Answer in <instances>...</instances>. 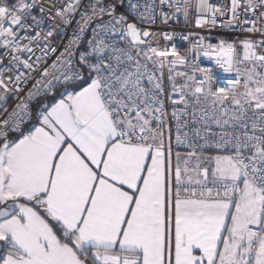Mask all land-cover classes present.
Segmentation results:
<instances>
[{
	"label": "snow or ice",
	"instance_id": "obj_1",
	"mask_svg": "<svg viewBox=\"0 0 264 264\" xmlns=\"http://www.w3.org/2000/svg\"><path fill=\"white\" fill-rule=\"evenodd\" d=\"M193 11L197 28L227 16L250 36L160 48L174 34L151 26ZM165 67L175 142L190 149L174 176ZM262 69L264 0H0V264H264Z\"/></svg>",
	"mask_w": 264,
	"mask_h": 264
},
{
	"label": "built area",
	"instance_id": "obj_2",
	"mask_svg": "<svg viewBox=\"0 0 264 264\" xmlns=\"http://www.w3.org/2000/svg\"><path fill=\"white\" fill-rule=\"evenodd\" d=\"M56 2L60 3L61 0H56ZM211 2L219 4V3H224L225 0H211ZM227 3L230 6V0H227ZM33 11H34V13H36L37 10L34 9ZM119 11H124V8L121 7L119 9ZM165 11H171V10L165 8ZM195 15L196 14L193 11L192 15L189 17V22H188L187 25L185 24L184 18L181 15V16L178 17L177 20L170 21L168 25H164V24H159L158 23L157 25L151 26V31L161 32V33L162 32H169V33H173L174 34L173 35V39L170 40V41H165L163 39L162 35L159 36L158 37L159 47L160 48H164L165 46L171 47L172 45H175L177 47V49L179 50V52L181 54H183L185 52V50L189 47V42L180 39V35H176V34L188 35V34L195 33V34H198V36H204L206 38L210 37L211 38L210 40L209 39L205 40L206 44L209 43V42H211L213 44L218 43L219 42L218 38L226 39L229 42H231L233 40H236L238 42L239 40H242V39L250 36V34L244 33L242 31H240L238 28L235 29V30H229V29L224 28L223 27V21L228 18L227 16H225V17H219L218 16L217 17V22H218L217 26L212 28L211 30H209V28H207V27L197 28L196 25H195ZM78 18H79V15L77 13V15L75 16V18L72 20L71 24L67 28H63V26H62L61 28L57 29L56 34L54 35V38H53V41H52L54 45L61 46L63 43L67 42L68 36L71 35V32H72L73 28H75V19H78ZM49 23H51V22L50 21H46L44 27L47 28ZM248 26H250V25H244V27H248ZM140 27L147 28L148 26L147 25H140ZM90 34L91 33H90V30H89V32L86 35L90 36ZM198 36H197V38H198ZM255 38L259 39V35L257 34L255 36ZM237 48L242 53V47L239 45V43H237ZM150 55H152V54L150 53ZM153 58L154 59H168V60L174 59V57L171 56V55H169L168 57H163V56L155 57L154 56ZM4 63H7V59H5ZM200 65L202 67H212L214 69V74L217 77H220V78H229V77L230 78H235V73L225 74L220 69L216 68L215 65H213L209 60H206L203 57H201ZM175 71H184V72L191 73V68H186V67L178 65L176 67ZM261 71H264V69H262ZM163 73H164V88H165L164 99H165L166 109L169 112L168 125L164 129L165 144L167 145L169 143V139H170L171 143H172V149H173L172 153L177 152V151L183 152V153H187L188 151H190V149L185 148L183 146H177L176 142H175V137H176L175 122L172 120L171 115H170L172 106H171L170 102L167 100V95L170 92V85H169V82L167 80V76H168L167 67L164 68ZM176 82L178 84L183 83V79L180 78V77H177L176 78ZM16 102L17 101H16V98L14 96H9L8 99H7V102H6V104L4 106L6 108H8V110L10 111L15 106ZM34 105H35V102L33 103V107H34ZM177 107H182V105H178ZM188 111H189V113H191L192 110L189 109ZM2 114H3L2 110H0V116H2ZM187 119L189 120V122H191V115H189L187 117ZM199 126L200 125L189 123V126L187 128L182 129V132L183 131H188L192 141H195L197 143H203V141H196V138H195L194 134L191 131L192 129H194L196 127H199ZM169 129H171L170 132H169ZM212 130L213 131H219V129L215 128V126L212 127ZM197 151L199 152V149H197ZM216 152H217V150H215V149H205L204 150V153H208V154H216ZM187 187L195 188L197 190V194H199V189L202 186H187ZM208 187H213V186H208Z\"/></svg>",
	"mask_w": 264,
	"mask_h": 264
},
{
	"label": "crops",
	"instance_id": "obj_3",
	"mask_svg": "<svg viewBox=\"0 0 264 264\" xmlns=\"http://www.w3.org/2000/svg\"><path fill=\"white\" fill-rule=\"evenodd\" d=\"M33 108H35V105H34ZM180 154H181V159H180V161H179V164H180L181 169L183 170V168L185 167L183 161H184L185 159H188V157L186 156V153L180 152ZM204 155H215V154L204 153ZM190 161H197V160H196V157H192V158L190 159ZM176 165H177L176 152H174V153H172L173 176H174V169H175ZM209 166H210V165H208L207 162H202V163H201V169H200V170L202 171L203 168H205V167H208V168H209ZM197 173H198V172H197ZM209 173H210V172H209ZM182 174H183V171H182ZM188 175L191 176V173L189 172ZM196 175H197V177H195V176H191L193 181H195V180H197V179H200V177L202 176V175H199V174H196ZM186 179H187V178H186ZM200 180H201V179H200ZM202 181H203V180H202ZM186 186H202V185H197V184L193 183V184H190V185L186 184ZM207 186H213V185H212V182H211V181L207 182Z\"/></svg>",
	"mask_w": 264,
	"mask_h": 264
},
{
	"label": "rangeland",
	"instance_id": "obj_4",
	"mask_svg": "<svg viewBox=\"0 0 264 264\" xmlns=\"http://www.w3.org/2000/svg\"><path fill=\"white\" fill-rule=\"evenodd\" d=\"M196 163H197V161H190L189 164H188L189 169H192V171H190L191 176H195V177H197L196 174H198L197 171L195 170ZM209 172L210 173L208 175V181L207 182L212 181V177H211V166H209ZM200 179L203 180L204 179L203 176H201Z\"/></svg>",
	"mask_w": 264,
	"mask_h": 264
}]
</instances>
